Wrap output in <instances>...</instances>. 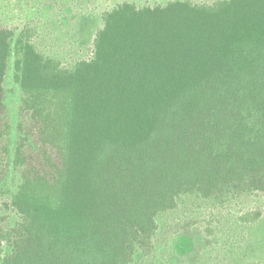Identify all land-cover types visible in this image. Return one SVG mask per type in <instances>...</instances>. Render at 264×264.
Segmentation results:
<instances>
[{"label":"trees","instance_id":"16d2710c","mask_svg":"<svg viewBox=\"0 0 264 264\" xmlns=\"http://www.w3.org/2000/svg\"><path fill=\"white\" fill-rule=\"evenodd\" d=\"M102 19L92 57L71 65L32 30L0 29V183L21 176L0 191L17 217L0 220V264H133L161 222L199 211L210 236L213 212L264 194V0L123 2Z\"/></svg>","mask_w":264,"mask_h":264},{"label":"rangeland","instance_id":"374dc122","mask_svg":"<svg viewBox=\"0 0 264 264\" xmlns=\"http://www.w3.org/2000/svg\"><path fill=\"white\" fill-rule=\"evenodd\" d=\"M171 1L174 0H0V29L16 30L17 35L24 29L32 30L40 53L63 65H71L92 57L94 39L103 27L102 15L106 11L123 2L142 7L165 5ZM192 1L213 3L217 0ZM13 64L12 59L5 78L7 112L3 125L8 127L11 151L19 140L17 126L21 97ZM20 184V173L12 168L0 183V191L8 198ZM247 212L259 215L257 221L239 224L237 219ZM212 214L208 226L213 231L210 236L205 234L201 222L204 215L199 211H194L189 218L183 219L178 214L168 222H161L154 241L155 250L149 255H137L133 264H264V194ZM0 220H3V229L17 220L1 202Z\"/></svg>","mask_w":264,"mask_h":264}]
</instances>
